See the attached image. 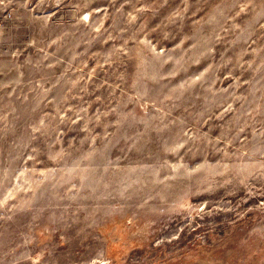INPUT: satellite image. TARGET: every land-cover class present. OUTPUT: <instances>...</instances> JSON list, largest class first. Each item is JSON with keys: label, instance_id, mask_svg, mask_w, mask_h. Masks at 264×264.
Masks as SVG:
<instances>
[{"label": "rangeland", "instance_id": "374dc122", "mask_svg": "<svg viewBox=\"0 0 264 264\" xmlns=\"http://www.w3.org/2000/svg\"><path fill=\"white\" fill-rule=\"evenodd\" d=\"M0 264H264V0H0Z\"/></svg>", "mask_w": 264, "mask_h": 264}]
</instances>
